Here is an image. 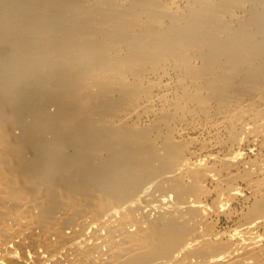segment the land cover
Wrapping results in <instances>:
<instances>
[{
    "label": "bare ground",
    "instance_id": "6f19581e",
    "mask_svg": "<svg viewBox=\"0 0 264 264\" xmlns=\"http://www.w3.org/2000/svg\"><path fill=\"white\" fill-rule=\"evenodd\" d=\"M0 264H264V0H0Z\"/></svg>",
    "mask_w": 264,
    "mask_h": 264
},
{
    "label": "rangeland",
    "instance_id": "374dc122",
    "mask_svg": "<svg viewBox=\"0 0 264 264\" xmlns=\"http://www.w3.org/2000/svg\"><path fill=\"white\" fill-rule=\"evenodd\" d=\"M202 131H203V133H201V132H188V134L190 133L189 135L196 139L195 144L200 145V144L204 143L207 146H209V148L211 149V151H212L211 154H217L219 148H217V146L214 143L215 138H213V136L210 133H208L209 132L208 130L203 129ZM248 150L250 151L251 149L247 148V152H248ZM198 153H201V151ZM249 154H251V153H249ZM203 156H201V158H203ZM237 208L239 209V206H237ZM220 225L223 229H225L226 227L231 225V223L227 222L225 219H222Z\"/></svg>",
    "mask_w": 264,
    "mask_h": 264
}]
</instances>
